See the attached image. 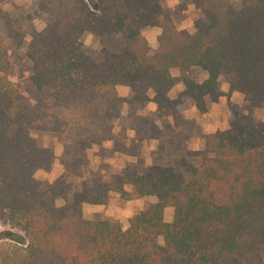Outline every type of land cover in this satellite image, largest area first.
Here are the masks:
<instances>
[{
	"label": "trees",
	"instance_id": "16d2710c",
	"mask_svg": "<svg viewBox=\"0 0 264 264\" xmlns=\"http://www.w3.org/2000/svg\"><path fill=\"white\" fill-rule=\"evenodd\" d=\"M164 1L30 0L24 12L0 1V223L10 227L0 230V264H264V121L253 116L264 107V0H177L180 11L191 4L197 12L193 32L177 28ZM36 17L45 20L41 30ZM148 28L160 29L156 48L143 35ZM3 41L29 63L33 98L8 80ZM177 83L184 88L171 98ZM222 83L243 95L247 110L228 102V127L206 134L202 150L172 165L127 164L73 180L94 144L140 153L136 141L113 133L126 102L116 86L131 90V105L153 102L160 119L190 103L206 113L225 95ZM70 121L80 133L64 145L63 172L38 181L36 171L49 172L55 154L33 134L60 135ZM113 193L156 200L125 230L118 219L83 216V204L105 205Z\"/></svg>",
	"mask_w": 264,
	"mask_h": 264
},
{
	"label": "rangeland",
	"instance_id": "374dc122",
	"mask_svg": "<svg viewBox=\"0 0 264 264\" xmlns=\"http://www.w3.org/2000/svg\"><path fill=\"white\" fill-rule=\"evenodd\" d=\"M4 9L11 10L14 6L17 7L16 12H24V10L30 11L28 4L30 0H0ZM164 6L166 10L172 16L176 26L179 25H191V22L196 18L195 11L192 8L191 4H187L184 12L178 9V4L169 7L167 4ZM194 23V22H193ZM33 24L36 30H41L45 26V20L40 17H36L33 20ZM189 27V26H188ZM149 30L151 28H148ZM148 29L143 30V35H148L151 37V32ZM159 30L158 28H152ZM30 37H27L29 40ZM86 46H91L93 43V38L91 35H86L84 39ZM3 49L7 53V59L9 62V69L7 72V78L11 83L18 89L26 98H33L35 95V89L30 81V65L29 63L22 58L21 52L10 46L8 42L3 41ZM206 76V73L200 71ZM200 75V74H198ZM200 77V76H199ZM126 100L125 104L122 105L121 116L118 120H115L113 123V133L117 135V140L123 142L126 139L134 140L140 145V153L136 157L127 156L123 154H117L111 151L112 141H103L100 145L94 144L90 149L82 153V157L85 159V164L81 166L79 170V175L73 180L75 183L79 184L81 181L85 180L87 177L95 176L98 173H121L124 167L127 164H136L140 171H143L148 167L149 160H152V163L156 162L161 165H172L176 160L181 158L186 154L188 150H183L181 148L182 137H185L184 132L176 133L174 130L184 126L185 131L188 127V124H182L179 122L175 123H157V119L144 108L145 105H131ZM144 111V115H141ZM133 115L143 116L149 118L148 125L143 128L142 123L134 120ZM61 117L69 119V116L61 113ZM166 117V116H165ZM80 126L76 122L70 121V126L68 131L60 135L55 134H43L39 135L34 133L33 136L37 138L42 144L50 146L54 150L55 160L52 166V169L49 172L38 170L35 173V179L38 181H47L53 182L62 172L63 165L61 164V157L64 151V145L73 139L80 133ZM175 127V129H174ZM156 140L155 151L152 155H143L141 148L143 141L145 144H150L151 141ZM151 156V157H150ZM129 158V161L126 158ZM129 189V188H127ZM149 199V197H146ZM145 198H142L139 201L129 200L126 201L120 197L119 194H111L108 202L105 205L97 206L98 212H93L92 210H84V215L86 219H92L96 215L109 216L115 219H118L121 227L125 230L128 227V219L130 216L134 215L139 210V203H143ZM63 200H57L58 205H62ZM92 209V208H91ZM173 209L166 208L164 210V220L170 222L172 220ZM10 229L9 226L0 223V230ZM160 244L163 243L161 237L158 238Z\"/></svg>",
	"mask_w": 264,
	"mask_h": 264
},
{
	"label": "crops",
	"instance_id": "0c3cea01",
	"mask_svg": "<svg viewBox=\"0 0 264 264\" xmlns=\"http://www.w3.org/2000/svg\"><path fill=\"white\" fill-rule=\"evenodd\" d=\"M165 4H167L169 7H173L177 5L178 2L177 0H175V2L172 3L170 6L169 0H165ZM192 8L194 9L195 16H196L197 12L193 6ZM193 22H191V25H188L189 27L185 25H179L177 26V28L185 29L189 32H193L194 31ZM149 32H151V37H153V42H152V39L149 38L148 35L145 34L148 44L151 48H156L157 47L156 37L160 33V29L156 30V29L151 28ZM171 74L173 76H177L178 72L177 70H172ZM194 75L196 76L198 81H202L206 78V76L200 71H195ZM183 88L184 86L182 83H177L171 89L169 96L173 98L178 92L182 91ZM115 90L118 96L124 98L125 100L130 99L132 96V92L128 87L116 86ZM221 90L224 92L225 95L221 96L216 103L210 104L206 113L201 114L196 109V107L190 103L188 104L187 108L183 112L176 114V115H168L166 117L157 119V123L159 124L161 122L168 123V124L175 123V122H179L182 124L187 123L189 128H187L186 131L183 125H181V127H179L178 129H175L174 127L175 129L174 131L177 134L181 132H184L186 134V136L182 137V140H180L182 142L181 148L183 150H192V151L202 150L204 146L203 137L206 134L213 133L217 130H225L228 127V119H229L228 102L239 104L244 108L245 111L247 110L246 103H245V100L242 94L238 92H232L228 94V84L227 83H222ZM148 95L149 97H152L153 93L150 91L148 92ZM144 108H146L148 112L153 114L156 109V106L153 102H148L145 104ZM143 113L144 111H142L141 115H144ZM253 116L259 120L264 121V107L255 109L253 112ZM155 144H156V140L151 141V143L147 145L145 144V141H143L142 148H141L142 154L146 156L152 155V153L155 151ZM112 145H113V142H112ZM112 147H110L111 151H112ZM117 154H120V153H117ZM126 160L129 161V158L127 157ZM151 164H152V160H149L148 166H150ZM143 198H145V200L150 201V202H155L156 200L155 197H149V199H146V197H143ZM141 199L142 198L134 199V200L139 201ZM144 202L145 201H143L142 204L139 203V207H138L139 210L142 208ZM97 206H100V205L83 204V207H82L83 216L85 217L84 210L86 209L92 210L93 212H98L96 209Z\"/></svg>",
	"mask_w": 264,
	"mask_h": 264
},
{
	"label": "clouds",
	"instance_id": "9594fccd",
	"mask_svg": "<svg viewBox=\"0 0 264 264\" xmlns=\"http://www.w3.org/2000/svg\"><path fill=\"white\" fill-rule=\"evenodd\" d=\"M174 2H175V0H169V4H170V6H171V4L174 3Z\"/></svg>",
	"mask_w": 264,
	"mask_h": 264
}]
</instances>
